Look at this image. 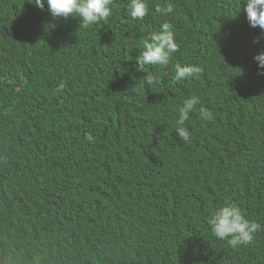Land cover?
I'll list each match as a JSON object with an SVG mask.
<instances>
[{
  "label": "trees",
  "instance_id": "trees-1",
  "mask_svg": "<svg viewBox=\"0 0 264 264\" xmlns=\"http://www.w3.org/2000/svg\"><path fill=\"white\" fill-rule=\"evenodd\" d=\"M127 2L82 28L0 0V264H264V31L240 0H147L143 20ZM165 22L178 51L137 70ZM177 63L201 71L176 82ZM191 95L213 119L198 105L186 143ZM225 202L262 225L248 245L212 234Z\"/></svg>",
  "mask_w": 264,
  "mask_h": 264
},
{
  "label": "clouds",
  "instance_id": "clouds-1",
  "mask_svg": "<svg viewBox=\"0 0 264 264\" xmlns=\"http://www.w3.org/2000/svg\"><path fill=\"white\" fill-rule=\"evenodd\" d=\"M36 7L43 9L45 3L53 18L77 17L80 27L88 28L94 24L107 22L111 13L113 0H29ZM243 4V10L249 25L253 28L259 27L264 31V0H240L238 10ZM127 11L134 20H143L149 13L147 0H128ZM174 11L171 3L157 5L155 12L167 16ZM178 51L174 33L170 24L162 23L159 28L152 31L143 42L141 53L136 57L135 68L144 71L145 66L166 65L172 55ZM257 63L258 74L264 75V51H259L253 56ZM201 68L195 64L175 65L174 80L181 82L195 77ZM158 80L154 75H148L145 83L153 85ZM202 120L213 119V113L201 104L198 96L191 95L183 100L178 109V118L175 122V132L184 142L191 141V133L186 127L190 114L197 111ZM91 139V137H88ZM212 234L220 239L226 240L233 249L248 245L262 225L254 220L248 219L241 208L232 202H225L213 211L209 220Z\"/></svg>",
  "mask_w": 264,
  "mask_h": 264
}]
</instances>
